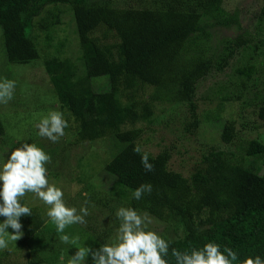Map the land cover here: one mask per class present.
<instances>
[{"label":"trees","instance_id":"obj_1","mask_svg":"<svg viewBox=\"0 0 264 264\" xmlns=\"http://www.w3.org/2000/svg\"><path fill=\"white\" fill-rule=\"evenodd\" d=\"M113 2L0 0L5 55L12 63H27L38 56L34 41L39 34V40L53 45L52 36L62 24L61 15L68 14L75 24L77 56L66 55L63 41H59L53 45L57 54L43 59L58 109L69 124L66 132L73 134L74 144L68 137L65 141L76 145L108 139L117 146L101 165L114 177L107 191L97 196L100 199L94 197L90 182L83 188L88 195L79 193L74 198L77 210L87 207L89 211L85 218L89 222L74 224L75 237L93 249L113 242L117 233L114 228L120 224L116 210L109 209L107 217L98 219L92 206L96 203L103 209L114 203L147 213L174 232L171 238L159 233L170 241L169 254L164 257L168 264H175L172 248L190 252L208 242L219 244L222 251L224 247L236 251L238 260L233 264H241L246 257L260 256L264 260V143L251 139L238 156L210 149L186 175L168 168V149L154 156L148 153L154 164L152 172H145L141 164L144 151H133L145 128L167 106L185 103L192 116L189 125L196 128L193 99L199 80L212 71L222 72L239 54L244 55L234 69L235 84L254 90L252 96L259 100L254 105L259 107L257 117L264 119V0L246 9L252 12L251 20L258 27L254 29L256 33L260 31L261 37L243 33L222 39L216 38L214 30L229 23L219 15L225 9L224 0ZM229 87L222 85L224 90ZM235 95L237 100L242 97ZM221 99L230 101L227 94ZM3 134L0 120L1 143ZM235 136L233 121H226L221 140L231 143ZM248 157H254V162L261 160L263 169L245 165L243 160ZM81 175L79 183L83 184L88 175ZM144 183L152 185V193L139 201L133 199V190ZM20 202L31 209L32 215L20 218L23 235L0 249V264H7L9 257L12 263L19 264L11 257L19 251H24V264H53L41 254L45 247L43 209L27 204L23 198ZM77 249L75 246L65 253L57 252L68 262ZM90 257L89 254L86 261L93 264Z\"/></svg>","mask_w":264,"mask_h":264},{"label":"rangeland","instance_id":"obj_2","mask_svg":"<svg viewBox=\"0 0 264 264\" xmlns=\"http://www.w3.org/2000/svg\"><path fill=\"white\" fill-rule=\"evenodd\" d=\"M259 1L224 0L225 9L219 15L221 19H227L228 21L226 22L229 23L214 30L216 38H231L243 33L247 36L261 37L260 31L256 33L254 29L258 27L251 20L252 12L246 10L253 7V4L255 6V3ZM61 16L62 24L60 30L52 36L51 43L54 45L59 41H63L65 54L75 58L77 56L76 37L74 34L75 24L70 20L68 14L63 13ZM237 21L238 24L236 23ZM39 39H42L41 34H39ZM39 39L34 41L38 53L36 58L27 63L8 62L5 55L2 30L0 28V81L8 79L16 82L13 99L6 104H0V120L4 130L2 136L4 142L1 143L2 141L0 140V167L5 162L8 153L20 147L21 143L36 144L51 157V162L46 165L48 170L46 175L49 183L63 191V199L66 206L74 207V198L79 193H86L83 188L90 182L94 188V197H97L99 194L103 195L110 187L114 181V177L104 172L101 165L103 161L105 163L108 159L105 156H109L116 151L117 146L108 142V139L104 141H102L103 139H97L92 143L85 142L72 145L74 144L72 142L73 134L66 132V129L65 137L55 144L37 135L38 130L35 125L40 119L51 111L62 112L58 109L56 95L50 84L49 76L44 69L43 61L45 57L55 55L57 52L53 45L46 43L45 39L42 41ZM241 55L244 54H239L234 59H231L230 65L226 66L222 72L212 71L213 73L210 72L211 74H207L199 80L193 99L196 107L195 115L198 120L196 128L191 129L189 125L192 116L185 103L174 104L171 107L167 106L164 112L148 128H145L140 135L137 143L141 150L154 156L160 150L168 149L171 155L168 161V168L173 171H181L186 175L192 166L200 161V156L210 149H219L235 153L238 156L243 152L247 141L257 139L264 143V119H258L259 107H254V105L259 103V100H255L254 96H252L254 90L250 89L251 87L246 85L243 88H239L240 86L235 84L237 79L234 77V69L242 61L239 58ZM247 58L246 55L243 59L246 60ZM224 83L230 85L227 90L222 88ZM232 83L234 84L232 85ZM247 88L252 91L248 92L249 89ZM237 93L242 95L238 100L235 98V94ZM226 94L229 96L230 101L221 99ZM228 120L233 121L236 136L231 143H224L220 138V133L223 124ZM141 126L145 127V125ZM66 137L70 138L72 144L65 141ZM45 149L53 150V153H48ZM255 161L254 157H248L245 161L243 160V163L247 166H252L253 169L254 166H259L263 169L261 160ZM82 172L88 175L87 180L83 183L84 185L79 183ZM97 198L100 199V197ZM23 200L27 204L39 206L45 213L46 221L42 233V236L45 237L43 239L45 247H42L41 254L45 257L46 261L48 259V262L52 260L53 264H61L62 255L57 251L60 250L65 253V250H68L70 247L76 246L79 248L84 246L79 239L75 244H65L62 242V235H68L70 241L76 238L74 224L66 227L63 233L57 232L55 224L47 216L49 206L44 204L34 193H27L23 197ZM79 201L81 200L78 199ZM68 202L70 205L67 204ZM118 207L119 205L113 203L109 205V208L107 206L102 209L94 203L92 213L99 219L107 217L110 214L108 212L110 211L109 209L117 211ZM138 213L148 217L146 229L149 227L150 231H155L170 238L174 236V232L170 228L163 226L147 213ZM3 220L4 217L0 216V222H3ZM86 220L89 222L88 219ZM118 227L119 225L114 228L116 232ZM7 231L12 233L13 230L8 228ZM25 247L24 249H26ZM9 252L12 253V249ZM57 256H59V259ZM11 257L17 260L19 264H24L26 260L24 258V251L13 252ZM11 261L9 257L7 264H16L12 263L14 261ZM90 262V260L86 261L85 259L81 264H90ZM44 264L48 263L45 262ZM63 264H67L64 256Z\"/></svg>","mask_w":264,"mask_h":264},{"label":"clouds","instance_id":"obj_3","mask_svg":"<svg viewBox=\"0 0 264 264\" xmlns=\"http://www.w3.org/2000/svg\"><path fill=\"white\" fill-rule=\"evenodd\" d=\"M15 88L14 80L0 81V104L13 99ZM35 127L39 137L55 144L65 137V129L69 124L62 112L51 111ZM133 151L137 154L142 152L139 146H135ZM50 162V155L34 143H21L20 147L8 153L0 167V216L4 217L3 222H0V249H6L9 240L17 241L23 235L20 218L32 215L31 209L20 202L27 193H34L49 206L47 216L55 224L57 232L63 233L66 227L73 224L87 223L85 218L89 215L88 208L77 210L66 206L63 191L49 183L46 165ZM141 164L145 172L154 171V164L150 163L147 152L142 153ZM152 191L150 183L141 184L133 190L132 198L139 201ZM115 215L120 221L115 241L95 249L91 246L79 247L67 264H81L89 254L93 264H168L164 257L169 254L170 241L155 231L146 230L147 216L140 215L130 207L119 208ZM8 228L13 230L12 233L7 231ZM78 239L76 237L70 241L68 235L61 236L65 244H75ZM171 255L175 258V264H233L238 260L236 251L229 247H224L222 251L221 246L214 242H208L190 252L172 248ZM241 264H264V260L260 256L246 257Z\"/></svg>","mask_w":264,"mask_h":264}]
</instances>
